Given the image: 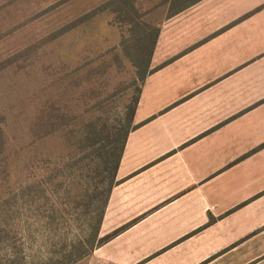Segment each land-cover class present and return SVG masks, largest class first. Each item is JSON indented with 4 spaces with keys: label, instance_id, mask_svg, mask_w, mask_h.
Listing matches in <instances>:
<instances>
[{
    "label": "crops",
    "instance_id": "0c3cea01",
    "mask_svg": "<svg viewBox=\"0 0 264 264\" xmlns=\"http://www.w3.org/2000/svg\"><path fill=\"white\" fill-rule=\"evenodd\" d=\"M88 264H264V0L162 25Z\"/></svg>",
    "mask_w": 264,
    "mask_h": 264
},
{
    "label": "trees",
    "instance_id": "16d2710c",
    "mask_svg": "<svg viewBox=\"0 0 264 264\" xmlns=\"http://www.w3.org/2000/svg\"><path fill=\"white\" fill-rule=\"evenodd\" d=\"M143 1L107 0L42 41L0 59V79L28 78L14 114L0 102V264H88L95 249L118 234L101 236V226L119 183L128 138L139 127L135 114L146 78L156 70L152 58L162 29L142 19L137 3ZM200 1L164 0L157 8L168 5L167 21ZM105 12L113 14L116 24L118 18L130 22L126 42L138 75L124 90L126 104L119 117L103 109L118 93L97 100L106 91L96 86L97 69L109 72L118 47L72 68L63 51L72 32H85ZM78 43L81 48L83 40ZM49 45L54 51L40 48Z\"/></svg>",
    "mask_w": 264,
    "mask_h": 264
},
{
    "label": "rangeland",
    "instance_id": "374dc122",
    "mask_svg": "<svg viewBox=\"0 0 264 264\" xmlns=\"http://www.w3.org/2000/svg\"><path fill=\"white\" fill-rule=\"evenodd\" d=\"M59 1L0 0V34H4L0 40V59L3 55L15 49L24 48L42 41L52 31L91 12L107 0H69L58 9L46 12ZM162 2L164 0L138 2L142 19L153 26L163 25L169 11L168 5L165 3L161 9L157 8V5ZM114 19L112 13H99L94 18L90 28H87L85 32L83 29H77L67 37V43L63 46L65 47L63 51L65 50L69 56L65 58L68 65L72 68L79 62L81 63L83 59H94L100 56L101 53L118 47V60H113V66L109 72H104L102 68L97 69L100 77L98 74L97 76L100 81L96 83V86L99 88L102 85V88L105 87L106 91L105 95L97 100H103L109 95L115 96L118 93V97L117 95L114 97L115 101H112L111 106H104L103 109L119 117L123 113L126 104V91L124 92V90L128 86L135 84L138 75L131 54V43L129 42V45L126 42V38L130 36V22L123 23L122 19L118 18V23L116 24ZM82 40L83 44L79 48L80 44L78 41ZM89 42H92L90 46ZM40 48L54 51L51 45L40 46ZM103 61L104 59H101V63ZM27 81L28 78L25 77L24 82ZM24 82L7 77L0 79V102L5 108H11L13 114L19 108V103L27 93L24 90ZM128 89L130 92L133 90L132 87ZM81 101L83 102V99ZM17 132L20 134L19 130ZM41 146V149L47 148L46 143Z\"/></svg>",
    "mask_w": 264,
    "mask_h": 264
}]
</instances>
